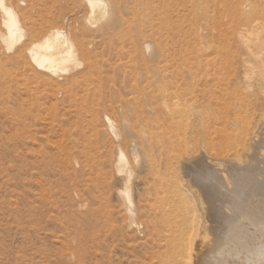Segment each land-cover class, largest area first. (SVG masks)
<instances>
[{
	"label": "bare ground",
	"instance_id": "obj_1",
	"mask_svg": "<svg viewBox=\"0 0 264 264\" xmlns=\"http://www.w3.org/2000/svg\"><path fill=\"white\" fill-rule=\"evenodd\" d=\"M173 1L160 0L156 5L154 0H55L37 24L32 8L40 7V0L23 2L29 8L19 4L9 6L0 0L4 27L0 38L8 51H14L9 58L10 69L0 62V92L14 86L16 90L21 86L28 89L37 83L52 93H61L69 104L77 107L91 134L82 129L80 136L75 137V133L69 132L72 140L79 143L69 148L67 156L74 164L81 163L82 157L90 152L80 150L81 143L91 135L100 142L104 133L99 126L105 114L116 152L111 157L107 151L102 153L97 167L87 164V159L82 166H89V175L97 170V178L108 189H112L116 176L122 177L123 187L116 193L134 227L138 225L137 211L145 216V211L136 207L133 194V185L141 179L140 170L145 164L151 169L155 165L163 167L165 174L159 171L156 176L161 186L158 200L150 199L154 201V216L146 215L155 225L156 237L167 241L170 247L172 256L167 264H208L212 260L204 252L210 242L205 222L218 218L219 212L214 210L213 194L203 176L206 161L211 160L209 163L217 168L243 165L246 170L264 173V152L260 150L264 143V19L258 10L260 0H230L227 15L218 7L220 0H210L215 6L212 11L211 3L197 0L196 40L192 42L188 29L172 24ZM180 1L187 15L189 0ZM242 3L250 8L239 11ZM158 13L165 17L163 31L171 38L168 57L164 48L156 45L162 59L154 66H144L136 51L139 47L148 52L153 49V42L145 40L144 35L158 28L155 24ZM224 16L228 17L227 23ZM116 109L121 112L117 123L109 115V111ZM45 150L41 148L42 155ZM251 206L255 207L249 203ZM187 239L193 240L184 243ZM226 244L221 242L224 247ZM240 250L237 248V253ZM259 254H254L255 259L262 256Z\"/></svg>",
	"mask_w": 264,
	"mask_h": 264
},
{
	"label": "rangeland",
	"instance_id": "obj_2",
	"mask_svg": "<svg viewBox=\"0 0 264 264\" xmlns=\"http://www.w3.org/2000/svg\"><path fill=\"white\" fill-rule=\"evenodd\" d=\"M154 1L156 5L160 3V0ZM200 1L203 2V0H198V2ZM23 2L28 4V0H5L9 6L19 4L21 7L29 8ZM204 2L211 3L210 0H204ZM39 3L40 7L32 8L34 10L33 18L37 24L41 22L43 12H46L56 2L55 0H40ZM260 3L257 2L258 10L261 13L260 17L264 19V2L260 0ZM229 4L230 0H220L219 2L218 7L225 15L228 13ZM181 5L180 0L173 1L170 12L175 18L172 24L185 30L188 29L191 32V41L194 42L196 40L194 28L198 12L197 0H189L187 15H185L187 11L182 9ZM213 5L211 3L209 10L212 11L215 8ZM249 8L242 3L238 10H248ZM67 12L72 14L71 11ZM1 18L0 11V32L4 30ZM223 20L224 23L229 21L227 16H224ZM155 24L159 30L155 28L144 35L145 40L153 42V49L148 52L143 47H139L136 51L140 63L144 66H154L162 59V53L156 45L163 47L168 57L171 38L169 33L163 31L165 17L162 13L157 14ZM124 50L126 51L127 47ZM7 51L0 38V62L5 63L6 68L10 69L9 58L13 56L14 51ZM128 57L129 53L127 52L126 61H128ZM8 106L13 108L9 109ZM79 112V109L69 104L61 93H52L37 83L31 84L28 89L21 86L16 90L14 86L0 92V264H167L170 260L168 258L172 256L170 247L167 246V241L156 237L155 225L150 221V216H154L155 213L153 200L158 197L161 188L160 180L156 176L160 172L165 174V169L156 165L151 169L146 164L141 168V179L133 185V194L136 207L141 208L143 213L145 211V216L140 215V210L137 211L138 225L134 227L129 223L126 207L116 193L123 187L122 177L116 176L112 182V189H108L97 178V170L89 175L87 171L89 166H82L87 163V159V164L97 167L102 161V153L107 151L111 157V154L116 152L115 140L106 127L105 114L101 116V120H103L99 126V129L104 133L100 142L95 135H91L85 143L80 144V150L90 151L83 156L84 158L82 157V164H74L70 157H67L69 148L79 145L75 139L72 140L70 133H75V137H79V132L84 129L88 135L91 134L86 123L81 121ZM109 113L117 123V116L121 112L116 109ZM52 114H55V119L52 118ZM232 136L230 141L233 140ZM41 148L46 149L44 155L40 152ZM127 148L125 150L129 152L130 149ZM260 150L264 152V143ZM209 161H206L202 172L211 195L213 194L214 210L219 213H217V220L205 222L207 240L211 242L215 238V243L212 241L211 244L212 247H215L211 249L210 242H208L207 248L209 246L210 248L208 250L206 248L207 251H204L205 255L208 254L209 259L212 260L208 264L218 258L220 261H214L216 264H225V262L227 264L228 261L231 264H243V261L244 264H248L246 262L264 264V173L262 170L254 169H251L250 172L243 165L235 166L236 168L223 166L217 168L214 165V168ZM234 168L235 170H232ZM224 177L225 179H223ZM240 180L244 183H240ZM227 181L231 182L230 187ZM224 186L225 188H223ZM151 198L153 202L150 200ZM225 203L227 204L225 205ZM247 203L248 205L245 206ZM249 203L255 206V209L252 206L249 207ZM223 208H227V211ZM241 208L243 209L241 210ZM250 208H253L252 211ZM228 209L231 210V213L230 210L228 212ZM233 212L234 214H232ZM244 212L252 213H246L247 216L244 215ZM146 213L150 216H147ZM224 213L225 216H223ZM243 216L245 217L243 218ZM248 219L250 220L247 221ZM217 221L218 224L223 222V227L222 224L218 225ZM255 221L261 225L262 229H256L258 224ZM252 222L255 224L254 226H252ZM213 223L215 224L213 225ZM208 227H212V229ZM229 227L230 230L233 229L230 231ZM256 230L263 232L262 235ZM241 231H244L243 234ZM251 232L255 237H252ZM226 237L229 240L227 242L229 245L225 242L228 241ZM240 238L241 240H239ZM188 240L193 239L183 242L189 243ZM235 240L238 242L235 243ZM221 242L226 244V247L221 245ZM241 242L242 244L239 245ZM261 247L263 251H260ZM237 248L238 251L241 249L238 253ZM248 249H251L250 252L255 255H260L261 252L263 257L256 256L255 259V255H252ZM204 252H200V254ZM182 253L186 254L185 251ZM234 257L236 258L233 259ZM214 262L212 264H215Z\"/></svg>",
	"mask_w": 264,
	"mask_h": 264
}]
</instances>
